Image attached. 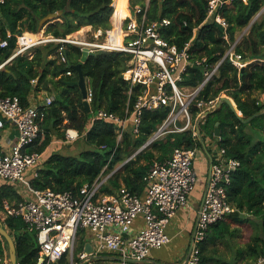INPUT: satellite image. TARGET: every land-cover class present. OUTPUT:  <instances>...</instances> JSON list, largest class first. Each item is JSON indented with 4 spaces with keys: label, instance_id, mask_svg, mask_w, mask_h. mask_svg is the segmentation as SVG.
Instances as JSON below:
<instances>
[{
    "label": "trees",
    "instance_id": "trees-1",
    "mask_svg": "<svg viewBox=\"0 0 264 264\" xmlns=\"http://www.w3.org/2000/svg\"><path fill=\"white\" fill-rule=\"evenodd\" d=\"M147 2L150 21L163 17L171 19V24L163 30L166 39L180 47L191 42L192 53L197 57L207 56L213 64L221 61L230 47V42L224 36L227 34L229 40L235 42L237 31L248 26L264 6V0H232L224 3L219 9L229 22V27L224 30L217 22L207 20L209 0H130L133 8L135 5L146 7ZM113 3L116 9L114 14ZM127 8L128 0H4L0 4V38L6 37L8 31L14 34L43 32L39 30L40 21L50 12L60 10L63 11L60 18L47 23L46 34L66 36L85 26L106 30L112 27V14V20L116 23L119 17L128 16ZM15 46L16 36H13L9 47L0 48V65L13 53ZM56 49L53 43L37 46L32 54L17 55L0 68L1 96L17 95L25 106H30L32 96L36 97L40 91L45 92L46 97L54 96L42 122L45 137L29 148L43 152L38 175H29L34 188L77 193L83 185L92 184L110 173L100 187V193L114 194L126 187L144 196L147 188L144 177L156 161L169 159L176 147H199L210 139L212 147L208 149L209 154H212L213 147L219 150L224 148L227 157L241 160L227 188L228 198L235 206V211L227 217L242 223L246 222V218L241 215H251L253 218L249 221L255 223L256 231L251 235L248 247L239 250L238 255L246 251L255 260L264 254V103H260L257 96L264 93V62L249 63L242 71L227 57L220 63L218 75L200 91L199 98L207 100L224 93L229 95L242 113V118L227 102H223L200 122L201 138H195L192 129L168 132L138 152L168 117V106L145 110L139 133L135 134L130 124L121 140H118L117 126L113 121L92 120L101 108L121 117L132 115L142 92L140 85L132 87L123 77L132 56L121 51L101 50L98 55L82 62L83 72L93 92L91 111H88L81 88L74 84L79 79V72L74 66L81 63V48L68 44L66 62L59 61L55 55ZM236 50L244 59L264 58V15L252 24L249 33L238 42ZM69 70L72 71L70 75L67 74ZM33 79H37V83H33ZM203 79V69L193 65L181 84L198 86ZM191 108L195 122L198 108L195 105ZM258 112L263 113L250 122L243 121ZM217 122L220 136L215 135ZM68 128L79 130L89 146L77 155L54 149L56 143L53 140L55 137L65 140ZM255 130L261 132L257 141ZM212 158L217 160V152L212 154ZM22 197L15 184L0 182V209H3L5 199L15 201ZM227 217L214 224L201 243V264H236L235 261L218 257L215 246L219 240L234 233L230 222L225 220ZM3 222L15 240L18 263L36 264L41 254L36 232L28 230L21 217L7 216ZM2 238L8 245L7 240ZM85 243L86 238L78 237L74 252V259L78 262L81 261L80 253ZM0 254H3L1 243ZM129 264L147 263L130 261Z\"/></svg>",
    "mask_w": 264,
    "mask_h": 264
},
{
    "label": "built area",
    "instance_id": "built-area-1",
    "mask_svg": "<svg viewBox=\"0 0 264 264\" xmlns=\"http://www.w3.org/2000/svg\"><path fill=\"white\" fill-rule=\"evenodd\" d=\"M231 1L209 0L207 20L217 22L226 30L229 22L219 9L221 5ZM3 2L4 0H0V4ZM113 8L114 14V3ZM128 8V16L119 17L115 23L112 14V27L106 30L96 29L91 36L88 34L90 31H84L87 30L84 27L66 36H54L45 31L37 34H14L8 31L6 37L0 38V48L9 47L13 36H16V46L0 68L15 56L28 54L31 49L49 43L57 46L55 55L60 62L67 61L65 51L68 44L77 45L81 50L87 47L95 52L104 50L128 53L132 58L123 77L132 87L140 85L142 88L132 115L121 117L101 108L96 111L92 120L113 121L117 126L118 140H121L130 124L133 132L139 133L145 110H155L165 105L170 111L157 130L158 137L168 132L192 129L194 137L200 138V122L217 108L221 97L209 100L199 98L200 91L209 80L218 75L220 63L229 57L233 65L241 70L254 61L264 62V58L250 59L244 64L243 55L236 50L239 39L231 42L226 34L224 38L230 42V47L221 61L213 64L207 56H195L190 50L191 42L180 47L166 39L163 30L171 24V19L163 17L150 21L147 15L149 2L146 7L135 5L133 8L128 1ZM193 65L203 69V81L198 86L182 85L184 75ZM67 74H72V71L69 70ZM32 82L37 83V79ZM86 82V99L91 105L93 92L87 78ZM53 100L54 96H47L40 104L25 106L17 95H0V182L22 186L28 193L20 200H4L5 217H21L28 230L36 232L41 249L36 264H88L104 251L116 252L120 257V264L145 261L152 249H160L171 242L167 226L181 208L189 205V197L198 182L194 166L198 147H176L169 159L156 161L144 177L147 183L144 196L133 193L126 187L114 194H102L99 192L100 187L106 181L102 177L92 184L83 185L77 193L60 192L51 188L36 189L31 185L29 175H38L43 152L29 148L45 137L42 122L46 109ZM192 105L198 108L195 122ZM8 125L14 127L16 134L15 137L6 139ZM80 137L79 130L68 128L65 142L72 143ZM225 153L224 148L218 150L217 160L213 159L211 164L184 264H201V243L207 238L211 227L235 211V206L228 198L227 188L233 173L240 167L241 160L227 157ZM140 216L144 225L137 227L136 220ZM84 229L94 233L97 245L91 252L83 250L80 253L81 261L78 262L74 259V252L79 231ZM0 264H10L9 258L0 256ZM252 264H264V254L253 260Z\"/></svg>",
    "mask_w": 264,
    "mask_h": 264
},
{
    "label": "crops",
    "instance_id": "crops-1",
    "mask_svg": "<svg viewBox=\"0 0 264 264\" xmlns=\"http://www.w3.org/2000/svg\"><path fill=\"white\" fill-rule=\"evenodd\" d=\"M128 1L130 3V0ZM89 27L90 26H85L84 29H88ZM46 95L47 94L43 91L38 92L36 97L35 95L32 96V104H40L44 102ZM257 96L260 103H264V93H258ZM229 98L231 97L229 96ZM231 99L233 101V98ZM259 133H255L256 141L259 139V137H261ZM15 134L16 130L14 129V127L8 125V128L5 131V138L7 139L15 137ZM210 147H212L210 145V139H206L205 143H203V145L199 146L197 149V155L194 160V166L197 171L198 182L194 191L189 197V205L184 208H181L178 211L177 215L170 221L167 226V233L171 237V242L165 244L160 249H152L148 259L142 262H145L147 264L185 263L186 256L189 250V245L193 239L195 231V221L202 201L203 191L205 190V187L207 185L208 175L211 167V157L214 152H217L219 150V148L213 147L211 151L212 154H209L208 149ZM24 191V189L23 191L19 190L23 197L28 194L26 191ZM136 225L137 227H142L144 225V220L141 216L138 217V219L136 220ZM84 231L87 232V238L83 250H85L87 244H90L92 248H95L97 245V240L95 239L94 233H92V231L89 229H84ZM5 244L6 242H2L3 254H0V256H7L11 264L10 248L8 252V250L5 249ZM88 264H120V257L116 253H111V251H104L94 257L91 263Z\"/></svg>",
    "mask_w": 264,
    "mask_h": 264
},
{
    "label": "rangeland",
    "instance_id": "rangeland-1",
    "mask_svg": "<svg viewBox=\"0 0 264 264\" xmlns=\"http://www.w3.org/2000/svg\"><path fill=\"white\" fill-rule=\"evenodd\" d=\"M127 12H129V8H127ZM264 15V6L261 9V12H259L251 21V23L244 27L243 29L237 31V39H239V41L242 40L243 36L245 34H248L250 31V28L252 26V24L254 23V21L256 20H261L262 17ZM1 17H0V27H1ZM111 24H112V20H111ZM44 31V30H43ZM85 32H88L89 36L93 35V33L96 31L93 28H88L87 30H84ZM35 48L31 49L30 52H33ZM30 52H28V54H30ZM222 96H229L227 94H222ZM232 98V97H231ZM255 133L258 134L259 130H255ZM66 139V138H65ZM66 140H62V139H57L55 137V139L53 140V142L56 143L55 146V150L66 153V154H71V155H77L79 154L82 150L87 149L89 146L86 143V140L84 137H81L76 140L75 142L69 143V142H65ZM62 144H61V143ZM54 143V144H55ZM61 144V145H60ZM111 174H104L102 176V179L106 180L108 179V177ZM19 190L23 191V188L21 186L17 187ZM25 192V191H24ZM0 215L2 216V218L5 217L4 214V210L0 209ZM242 217L246 218V222H235L234 220H232L231 217H227L225 220H227L228 222H230V226L231 229L234 230L233 235L226 237L223 240H219L218 243L215 245L218 248V257L222 258L223 260L226 261H235L236 264H247V262H252L253 258H251V256H248V253L245 251L241 256H239L238 252L239 250L242 249H246V247H248L249 242H251V235L255 233L256 229H255V223L252 224L251 221H249L250 218H253V216L251 215H241ZM87 232L84 230H80L79 231V239L81 237H83V239L87 238L86 237ZM2 242H5L2 238V236L0 235V243H1V247H2ZM5 249L8 250L9 252V244H5ZM77 246V244H76ZM214 246V245H213ZM6 252V251H5ZM4 252V253H5ZM7 253V252H6Z\"/></svg>",
    "mask_w": 264,
    "mask_h": 264
},
{
    "label": "water",
    "instance_id": "water-1",
    "mask_svg": "<svg viewBox=\"0 0 264 264\" xmlns=\"http://www.w3.org/2000/svg\"><path fill=\"white\" fill-rule=\"evenodd\" d=\"M261 12V11H260ZM63 14V11H54V12H50L48 15H46L41 21H40V25H39V30H46V25L47 23L51 22L52 20H56L59 19L60 16ZM255 22V21H254ZM98 52L95 51H91L89 48L84 47L82 49V57H81V63L77 64L74 66V68L79 72V79L77 81L74 82L75 85H78L83 93V97H84V105L87 108L88 111H91V105L90 103L87 101V82H86V76L83 72L82 69V62H85L90 56L93 55H98ZM250 61L249 58H246L243 60V63L246 64ZM242 71L244 70V68L241 69ZM223 102H227L231 108L233 109V111L236 112V114L242 118V113L240 112V110H238V108L236 107V105L234 104V102L232 101L231 98H229V96H222L220 97V100L217 104V108L219 106H221V104ZM262 112H258L256 114H254L253 116L247 118V119H243V121L245 122H250L254 117L260 115ZM215 135L216 136H220V129H219V122H217L216 127H215ZM159 131H157L144 145L143 147H141L139 149L138 152H140L141 150H143L144 148H146L150 143H152L157 137H158ZM201 138V136H200ZM213 162V158L211 157V164ZM0 235L3 236L8 244H9V248H10V259H11V264H18L17 261V252H16V243L14 238L12 237V235L10 234V232L8 231V229L5 227L4 222H3V218L0 215ZM85 251L87 252H91L92 251V247L90 246V244L86 245Z\"/></svg>",
    "mask_w": 264,
    "mask_h": 264
},
{
    "label": "bare ground",
    "instance_id": "bare-ground-1",
    "mask_svg": "<svg viewBox=\"0 0 264 264\" xmlns=\"http://www.w3.org/2000/svg\"><path fill=\"white\" fill-rule=\"evenodd\" d=\"M130 11L127 13V15H129ZM119 37H122V36H119Z\"/></svg>",
    "mask_w": 264,
    "mask_h": 264
}]
</instances>
